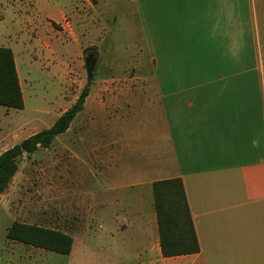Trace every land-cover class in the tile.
<instances>
[{
	"label": "crops",
	"instance_id": "obj_1",
	"mask_svg": "<svg viewBox=\"0 0 264 264\" xmlns=\"http://www.w3.org/2000/svg\"><path fill=\"white\" fill-rule=\"evenodd\" d=\"M84 1L114 24L135 25L134 53L151 62L149 70L137 65L136 74H151V81H122L118 75L130 73L122 58L106 60L103 81H93L83 110L55 137L58 181H67L66 151L76 160L83 215L105 220L112 237L133 225L145 235L135 264H264V0ZM72 3L0 0L5 37L12 39L9 29L20 19L46 48L43 57L54 58L60 50L52 43L63 47L72 33L81 64L86 45L69 28ZM14 56L25 97L27 79ZM72 56L60 54V67L68 69ZM70 137L85 154L69 146ZM170 178L183 181L196 253H162L154 182Z\"/></svg>",
	"mask_w": 264,
	"mask_h": 264
},
{
	"label": "rangeland",
	"instance_id": "obj_2",
	"mask_svg": "<svg viewBox=\"0 0 264 264\" xmlns=\"http://www.w3.org/2000/svg\"><path fill=\"white\" fill-rule=\"evenodd\" d=\"M59 1L69 6L72 0ZM73 1V7L67 10L70 12V30L73 27L81 38V44L86 45L85 48H88V39H94L95 50L83 52L81 64L76 61L77 44L71 37L72 33L62 37L65 46L62 47L59 39L52 43L55 52L60 51L54 58L49 56L48 60L43 57L46 48L29 35L20 19L9 29L11 40L5 37L6 28L0 24V46H12L28 83L24 89V108L0 105V153L13 142L22 144L27 141L29 134L50 127L69 108L87 85L84 59L89 52H97V56H100L93 80L95 83L103 81L107 70L106 60L109 57L115 58L117 54V57L122 58L119 61L121 65L127 66L123 69L130 71L127 75H118L120 80L128 81L127 76H137L134 79L136 82L151 81V74H136L139 65L149 70L150 67L145 66L151 65V62H139V57L134 53L138 51L135 40L139 38L135 25H125L121 20L114 24L110 18L105 17V11L100 16L84 0ZM98 11L102 12L103 9ZM60 54L73 55L72 58H65H69L66 64L68 69L60 67ZM134 54L136 57L131 58ZM100 125L102 131L103 123ZM68 141L77 153L85 154L79 145L73 143L76 139L70 137ZM60 148L54 139L49 147H39L33 152L25 151L19 157L18 171L0 195V264H72L74 261L77 264L78 260L88 264L89 258L96 259L95 264H135L134 254L145 235L137 225H133L122 235L112 237L115 233L110 232V226L105 220L99 219L95 223V219L83 215L77 199L78 191L74 190L76 183L73 165L76 160L73 154L64 151L67 157V181L59 182L57 179V149L62 150ZM86 184L84 189L87 192L92 190L88 177ZM16 221L68 233L73 238V254L49 251L9 239L8 229ZM87 245L92 248L88 249Z\"/></svg>",
	"mask_w": 264,
	"mask_h": 264
},
{
	"label": "trees",
	"instance_id": "obj_3",
	"mask_svg": "<svg viewBox=\"0 0 264 264\" xmlns=\"http://www.w3.org/2000/svg\"><path fill=\"white\" fill-rule=\"evenodd\" d=\"M95 50L93 46L84 52ZM91 87L85 86L77 100L48 128L34 133L22 149L21 144L6 149L0 154V195L8 188L18 171V159L23 152H33L39 146L49 147L55 137L68 130L77 114L83 110ZM0 105L22 109L25 99L11 48L0 46ZM154 197L162 253L165 257L196 253L200 250L184 184L181 178L163 179L154 182ZM7 237L38 248L69 254L73 247L71 235L50 228L23 222H14Z\"/></svg>",
	"mask_w": 264,
	"mask_h": 264
},
{
	"label": "water",
	"instance_id": "obj_4",
	"mask_svg": "<svg viewBox=\"0 0 264 264\" xmlns=\"http://www.w3.org/2000/svg\"><path fill=\"white\" fill-rule=\"evenodd\" d=\"M97 54L95 52H89L85 57V66L87 70V86L91 87L93 80H94V74L96 70V64H97ZM29 145V141H26L21 144L22 149H26V147Z\"/></svg>",
	"mask_w": 264,
	"mask_h": 264
}]
</instances>
